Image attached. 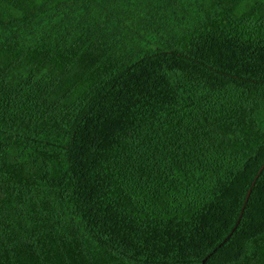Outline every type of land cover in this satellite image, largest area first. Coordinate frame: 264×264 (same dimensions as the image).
Segmentation results:
<instances>
[{
  "label": "trees",
  "instance_id": "16d2710c",
  "mask_svg": "<svg viewBox=\"0 0 264 264\" xmlns=\"http://www.w3.org/2000/svg\"><path fill=\"white\" fill-rule=\"evenodd\" d=\"M264 264V0H0V264Z\"/></svg>",
  "mask_w": 264,
  "mask_h": 264
},
{
  "label": "water",
  "instance_id": "95a60500",
  "mask_svg": "<svg viewBox=\"0 0 264 264\" xmlns=\"http://www.w3.org/2000/svg\"><path fill=\"white\" fill-rule=\"evenodd\" d=\"M207 258L204 260V264L206 263Z\"/></svg>",
  "mask_w": 264,
  "mask_h": 264
}]
</instances>
